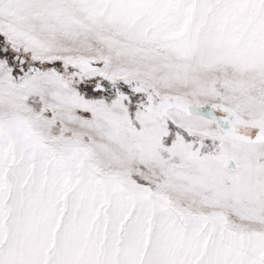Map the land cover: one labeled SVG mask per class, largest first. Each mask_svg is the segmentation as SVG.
<instances>
[{"label": "snow or ice", "instance_id": "1", "mask_svg": "<svg viewBox=\"0 0 264 264\" xmlns=\"http://www.w3.org/2000/svg\"><path fill=\"white\" fill-rule=\"evenodd\" d=\"M0 264H264V0H0Z\"/></svg>", "mask_w": 264, "mask_h": 264}]
</instances>
